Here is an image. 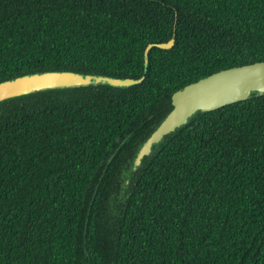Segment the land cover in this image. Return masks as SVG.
<instances>
[{"label":"trees","instance_id":"trees-1","mask_svg":"<svg viewBox=\"0 0 264 264\" xmlns=\"http://www.w3.org/2000/svg\"><path fill=\"white\" fill-rule=\"evenodd\" d=\"M263 60L264 0H0V82L144 76L0 102V264H264V95L132 168L175 91Z\"/></svg>","mask_w":264,"mask_h":264},{"label":"water","instance_id":"water-1","mask_svg":"<svg viewBox=\"0 0 264 264\" xmlns=\"http://www.w3.org/2000/svg\"><path fill=\"white\" fill-rule=\"evenodd\" d=\"M175 39L168 42L150 43L145 50L146 67L152 47L171 48ZM141 78H117L102 74H86L74 71H44L25 74L0 82V102L33 92L87 85L109 84L129 87L140 83ZM264 95V60L233 66L216 71L172 95V109L140 145L132 168L138 170L146 156L160 145L167 135L186 125L199 111H212L228 104L250 98L253 93Z\"/></svg>","mask_w":264,"mask_h":264}]
</instances>
